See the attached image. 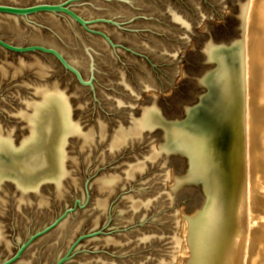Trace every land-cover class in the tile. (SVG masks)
Wrapping results in <instances>:
<instances>
[{
	"label": "water",
	"instance_id": "1",
	"mask_svg": "<svg viewBox=\"0 0 264 264\" xmlns=\"http://www.w3.org/2000/svg\"><path fill=\"white\" fill-rule=\"evenodd\" d=\"M249 0H0V264H240Z\"/></svg>",
	"mask_w": 264,
	"mask_h": 264
},
{
	"label": "bare ground",
	"instance_id": "2",
	"mask_svg": "<svg viewBox=\"0 0 264 264\" xmlns=\"http://www.w3.org/2000/svg\"><path fill=\"white\" fill-rule=\"evenodd\" d=\"M252 62L253 86L245 69L246 190L240 210V264H264V0H258ZM252 88V91H251Z\"/></svg>",
	"mask_w": 264,
	"mask_h": 264
},
{
	"label": "rangeland",
	"instance_id": "3",
	"mask_svg": "<svg viewBox=\"0 0 264 264\" xmlns=\"http://www.w3.org/2000/svg\"><path fill=\"white\" fill-rule=\"evenodd\" d=\"M258 0H249L248 1V9L245 17V35H244V44H245V54L247 55L246 62L250 61L252 62V53L253 48L255 46L254 41V32H255V24L254 21L256 19V14L258 12L259 5L257 4ZM245 59V58H244ZM245 69L247 70L248 79L251 81V85L253 86L252 79L257 78L255 77L254 72L251 70V68H247V64H245ZM255 86H253L254 88ZM252 91V88H251Z\"/></svg>",
	"mask_w": 264,
	"mask_h": 264
}]
</instances>
